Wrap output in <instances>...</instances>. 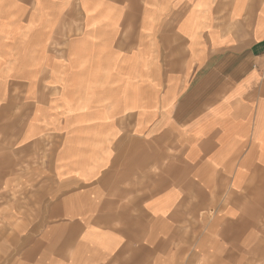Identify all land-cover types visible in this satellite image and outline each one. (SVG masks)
<instances>
[{
  "label": "crops",
  "instance_id": "1",
  "mask_svg": "<svg viewBox=\"0 0 264 264\" xmlns=\"http://www.w3.org/2000/svg\"><path fill=\"white\" fill-rule=\"evenodd\" d=\"M264 0H0V264H263Z\"/></svg>",
  "mask_w": 264,
  "mask_h": 264
},
{
  "label": "rangeland",
  "instance_id": "2",
  "mask_svg": "<svg viewBox=\"0 0 264 264\" xmlns=\"http://www.w3.org/2000/svg\"><path fill=\"white\" fill-rule=\"evenodd\" d=\"M259 224L262 225V230H263V234H264V213H263V216H261V220L259 219Z\"/></svg>",
  "mask_w": 264,
  "mask_h": 264
}]
</instances>
